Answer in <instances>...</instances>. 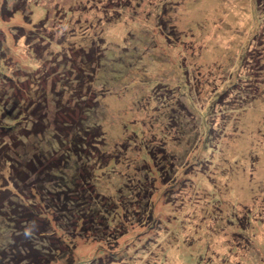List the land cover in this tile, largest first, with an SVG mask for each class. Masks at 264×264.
<instances>
[{"label": "rangeland", "instance_id": "rangeland-1", "mask_svg": "<svg viewBox=\"0 0 264 264\" xmlns=\"http://www.w3.org/2000/svg\"><path fill=\"white\" fill-rule=\"evenodd\" d=\"M259 3L0 0V70L24 90L13 113L22 118L15 134L25 133L24 144L13 154L30 159L37 150L53 152L62 136L56 118L64 125L70 117L94 123L104 133L97 150L105 161L94 183L99 199L110 201L109 227L68 236L60 247L65 254L50 264H264V0ZM16 27L46 37L35 72L14 63L10 43L36 54ZM60 38L65 43L57 49ZM94 46L99 59L78 85L81 48ZM3 81L0 75V103L17 90ZM81 96L88 104L66 114L65 103ZM28 97L48 103L35 113L25 109ZM2 107L0 124H14L1 117ZM78 163L76 155L64 159L61 175L74 174ZM49 199L36 208L47 209ZM92 226L91 220L83 225ZM12 237L0 215L6 255ZM41 238L34 239L39 247H56L53 238Z\"/></svg>", "mask_w": 264, "mask_h": 264}, {"label": "trees", "instance_id": "trees-1", "mask_svg": "<svg viewBox=\"0 0 264 264\" xmlns=\"http://www.w3.org/2000/svg\"><path fill=\"white\" fill-rule=\"evenodd\" d=\"M262 1L263 0H261L259 5L262 4ZM94 9L95 8L89 10L87 16L89 13H92ZM88 18H94V15L92 14V16ZM41 20L42 19L39 21ZM93 20H95V18ZM69 22L74 24L73 19H70ZM16 28L18 30H23L22 27ZM35 32H37L36 29L30 30V32L23 30L21 37H19V39L24 38V42L27 41L26 43L28 46L35 49L36 54L31 57L25 55L22 49L17 47L16 41L15 43H10L13 49L12 51L17 53V59L14 63L23 64L30 72H35V66L38 65L37 62H42V59L45 57L38 49L40 46L42 48L45 47L42 45V40H45L46 37L43 34L36 37L34 36ZM12 36H15V34ZM74 36L75 34L72 35V38ZM103 36H101V38H104ZM58 43L62 45L65 41L60 38L58 42L55 43L56 45H53L57 49L61 48ZM7 48L9 47L7 46ZM98 48L99 47L96 46L90 47L88 50L81 48V53H83L82 55H84L83 59L85 61L80 58L81 64L79 63L78 66L82 72L78 74L79 76L75 77V82H79L80 78L83 79L85 74L93 68L92 66L97 56L100 54ZM1 49L2 48H0V50ZM33 49L32 51H34ZM59 52L61 51L59 50ZM9 55L12 56L13 54ZM33 57L35 58L33 59ZM98 59L99 57L97 60ZM65 60H68L67 56H65ZM0 75L4 80L3 82L6 83V80H11L13 81L11 85L17 88L15 94L10 96V99L6 100L5 103H0V106H3L1 117L10 122L12 120L14 121V124H0V183H2L0 184V215L6 218L7 225L12 229L13 236L12 244L10 245L11 254H8L9 256L6 255L7 249L0 248V264H2L1 262L5 259L11 260V262L14 261V263L18 264L21 263L20 261H25L28 264H50L52 261L62 258L65 254L64 252L66 250H62L61 252L60 247L67 246L66 238L68 236L76 237L80 230H85L86 232L95 230L98 232L100 230L105 231V228L107 229L109 227V219L108 217L105 218V215L109 213V207L106 206L110 204V201L99 199V194L94 183V172L97 167L101 166V163L105 161L102 158V154L97 150L99 145H101L104 133L101 126L94 123L87 124L85 122H77L70 117L66 119V125H64L61 119L56 118L54 119L55 125L62 133V136L57 138L58 147L56 145L53 152H46L44 150L39 152V150H37V154L31 156L30 159H21L19 157V160V158L16 157L19 154L18 151L14 154L13 151L14 148L17 149L24 144V142L21 141V136L23 137L25 133L23 132L24 134L20 136L15 134L23 125H21L22 118L19 117V114H17L16 117L13 113L19 109V105H22L20 92L23 91L24 93V90L20 87L15 77L5 75L1 70ZM32 76L35 77V75ZM40 78L39 75V81L42 80ZM80 84L81 82L78 83V85ZM46 98L42 101L40 99L36 101L33 97H28L27 100L29 101L26 103L25 109L33 107L32 110H35L36 113L40 110L43 103H48ZM73 99L76 100L74 105L71 103L70 106V101L65 103L70 109L64 108V112L69 116H71V112L76 111L74 109L75 105L82 106L88 104L85 101H79L86 99L85 96ZM11 103H13V105L8 107ZM89 104L92 106L91 102H89ZM20 109H22V111H20L21 114L26 113L25 109L22 107ZM37 119L38 118L32 121L33 124L37 123L39 125ZM42 125H45L43 123V118H41V126ZM33 127L36 128L38 126L34 125ZM5 135L10 136L8 137L9 141L4 140L3 136ZM65 144L68 145V147L65 146ZM75 155L79 163L77 164L74 174H71L69 177L61 175V170H63L65 164L60 163L65 159L67 164L68 160ZM66 156L68 158H66ZM46 196L50 198L49 200L53 203H47V209L39 211V209L36 208L35 202L42 204V200ZM34 216L41 219V224L44 226L43 233L40 232V226L36 224ZM88 220L92 221L94 227H83ZM37 226L39 228L38 231L35 229ZM60 231H62V234L59 233ZM38 235H41V239L45 240L49 237L50 239L53 238L52 241L56 242V247L54 249H50V247H39L34 240ZM25 262H23V264Z\"/></svg>", "mask_w": 264, "mask_h": 264}]
</instances>
